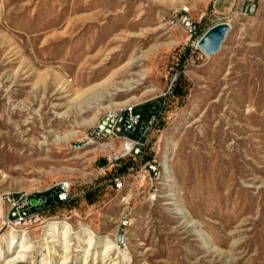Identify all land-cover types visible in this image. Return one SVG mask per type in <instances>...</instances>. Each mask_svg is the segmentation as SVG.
Returning <instances> with one entry per match:
<instances>
[{
	"label": "rangeland",
	"instance_id": "1",
	"mask_svg": "<svg viewBox=\"0 0 264 264\" xmlns=\"http://www.w3.org/2000/svg\"><path fill=\"white\" fill-rule=\"evenodd\" d=\"M184 10L203 34L229 23L217 53L179 27ZM156 99L170 180L151 202L129 176L112 187L133 161L75 144ZM65 180L69 202L13 215ZM0 264H264V0H0Z\"/></svg>",
	"mask_w": 264,
	"mask_h": 264
},
{
	"label": "built area",
	"instance_id": "2",
	"mask_svg": "<svg viewBox=\"0 0 264 264\" xmlns=\"http://www.w3.org/2000/svg\"><path fill=\"white\" fill-rule=\"evenodd\" d=\"M247 7L251 12L252 6L248 4ZM177 24L187 36L198 43L203 35L201 26L191 19L185 10L177 20ZM137 106V104H124L106 111L91 131L75 144V149L87 147L100 153L105 152L111 163L133 161L125 173L117 174L112 178L113 189L118 193L125 191L128 187L127 177L129 176L138 194L141 197L146 196L147 200L154 202L162 197L161 191L170 180L167 178L168 166L164 160L161 162L157 158L159 138L155 139L157 126L164 110V102L145 118L136 110ZM116 146L118 147L117 154L114 150ZM55 196L56 203L69 202L71 183L67 180L62 181L56 187ZM41 199V204L36 203L33 206L30 205V201L26 202L13 215H17L20 220L26 218L29 210H35L47 204L44 198ZM132 221V217L128 215H123L120 218L119 230L116 235V243L119 248H126V231L132 225Z\"/></svg>",
	"mask_w": 264,
	"mask_h": 264
},
{
	"label": "water",
	"instance_id": "3",
	"mask_svg": "<svg viewBox=\"0 0 264 264\" xmlns=\"http://www.w3.org/2000/svg\"><path fill=\"white\" fill-rule=\"evenodd\" d=\"M230 31V25L227 22L216 24L209 28L200 38L197 47L206 56H211L217 53L222 42ZM41 204L42 199H31L30 205Z\"/></svg>",
	"mask_w": 264,
	"mask_h": 264
},
{
	"label": "trees",
	"instance_id": "4",
	"mask_svg": "<svg viewBox=\"0 0 264 264\" xmlns=\"http://www.w3.org/2000/svg\"><path fill=\"white\" fill-rule=\"evenodd\" d=\"M179 81H181V77L180 76L178 77V80L175 82V84L172 87L171 94L174 95V96L183 95L182 92H181ZM161 103H162L161 99L150 100V101L145 102L144 104H141V105L137 106L136 110L138 112H140L145 118L150 113H152L156 109H158L160 107ZM55 192H56V188H55V190H53L52 193L49 194V196H47L48 192H45L40 197L44 198L46 200L47 204H55L56 203ZM90 197H91V194H89V193L86 194V199L89 200ZM56 204H61V203H56Z\"/></svg>",
	"mask_w": 264,
	"mask_h": 264
},
{
	"label": "bare ground",
	"instance_id": "5",
	"mask_svg": "<svg viewBox=\"0 0 264 264\" xmlns=\"http://www.w3.org/2000/svg\"><path fill=\"white\" fill-rule=\"evenodd\" d=\"M144 56H139V57H137V58H135L132 62H134V63H137V64H140L143 60H144ZM133 66V65H132ZM146 70L144 69V70H141L137 75H136V77H137V80L136 81H134V82H132V81H130V82H126V83H124V88L126 89V90H130L129 88H130V86L132 85V84H136V82L137 81H142L143 79H145V77H146ZM63 139L62 138H58V137H55L54 139H53V142H60V141H62ZM58 144V143H57ZM169 152H171V151H169ZM171 154V153H170ZM168 160V159H167ZM166 204H170V203H166ZM172 204V203H171ZM59 225V224H58ZM65 227V226H64ZM85 229V228H84ZM86 230V229H85ZM63 231V230H62ZM88 234L89 235H91V232H88ZM67 235V234H66ZM103 238H105V236L103 237ZM108 239V238H107ZM103 240V241H105V244H102V245H104V248H102L103 250L100 252L101 254L100 255H105L107 252L109 253V252H111V250H113L114 248H115V245L111 242V241H109V240ZM67 241V240H66ZM21 248H20V250L18 251V252H20V253H22L24 250H23V246L20 244L19 245ZM25 249V248H24ZM107 256V255H106ZM109 256V255H108Z\"/></svg>",
	"mask_w": 264,
	"mask_h": 264
}]
</instances>
